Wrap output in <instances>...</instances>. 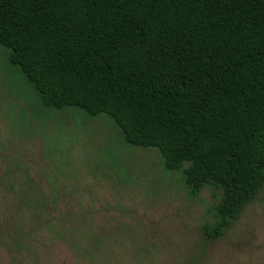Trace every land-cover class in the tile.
Here are the masks:
<instances>
[{"label":"trees","instance_id":"obj_1","mask_svg":"<svg viewBox=\"0 0 264 264\" xmlns=\"http://www.w3.org/2000/svg\"><path fill=\"white\" fill-rule=\"evenodd\" d=\"M0 45L45 106L111 116L190 194L208 239L264 187V0H0Z\"/></svg>","mask_w":264,"mask_h":264},{"label":"rangeland","instance_id":"obj_2","mask_svg":"<svg viewBox=\"0 0 264 264\" xmlns=\"http://www.w3.org/2000/svg\"><path fill=\"white\" fill-rule=\"evenodd\" d=\"M0 45V264H264V187L208 239L193 196L114 119L48 107Z\"/></svg>","mask_w":264,"mask_h":264}]
</instances>
